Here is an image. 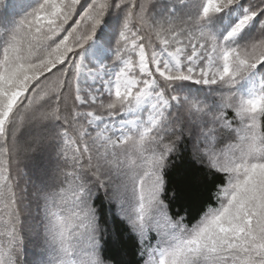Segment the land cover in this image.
I'll return each mask as SVG.
<instances>
[{
    "label": "snow or ice",
    "instance_id": "obj_1",
    "mask_svg": "<svg viewBox=\"0 0 264 264\" xmlns=\"http://www.w3.org/2000/svg\"><path fill=\"white\" fill-rule=\"evenodd\" d=\"M0 264H264V0H0Z\"/></svg>",
    "mask_w": 264,
    "mask_h": 264
}]
</instances>
